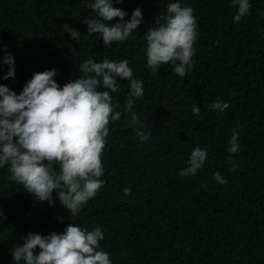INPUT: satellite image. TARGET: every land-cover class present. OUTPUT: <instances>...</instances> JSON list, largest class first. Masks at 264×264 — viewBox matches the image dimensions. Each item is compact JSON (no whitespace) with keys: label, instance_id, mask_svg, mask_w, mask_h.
Here are the masks:
<instances>
[{"label":"trees","instance_id":"1","mask_svg":"<svg viewBox=\"0 0 264 264\" xmlns=\"http://www.w3.org/2000/svg\"><path fill=\"white\" fill-rule=\"evenodd\" d=\"M90 2L0 0V85L19 94L33 73L55 68L54 79L63 86L83 75L77 67L87 59L127 60L144 89L132 112L152 135L141 142L133 126H125L132 115L125 110L130 81L117 77L119 91L111 95L122 115L108 126L104 186L78 214L71 217L55 192L53 206L39 202L8 180V166L0 168V264H12L10 250L29 232L62 233L69 223L89 231L100 227V250L112 264H264V0H249L250 13L239 23L232 0H113L128 13L125 20L141 8L144 22L111 46L88 35L83 20L96 18L85 6ZM175 2L191 7L197 19L194 66L185 77L171 63L157 72L147 67L144 34ZM65 24L81 34L79 42L63 31ZM4 46L15 59L14 79H3L9 70ZM217 98L229 104L223 113L210 108ZM193 103L201 109L199 119ZM233 130L236 154L227 151ZM197 147L208 153L203 168L181 177ZM216 172L226 184L213 178ZM124 187L131 195L123 194ZM220 205L222 215L214 213Z\"/></svg>","mask_w":264,"mask_h":264},{"label":"clouds","instance_id":"2","mask_svg":"<svg viewBox=\"0 0 264 264\" xmlns=\"http://www.w3.org/2000/svg\"><path fill=\"white\" fill-rule=\"evenodd\" d=\"M117 4L124 0H115ZM238 5L234 22L239 23L250 13L249 0H232ZM96 18L83 23L88 35H99L105 46L126 41L144 22L141 8H136L130 20L124 10L114 7L113 0H93L87 3ZM167 14L155 17V26L144 34L147 42V67L153 72L171 63L175 74L185 77L194 66V44L197 40V19L191 7L175 2L167 5ZM118 23H113L115 20ZM63 31L79 42L77 29L63 25ZM134 38V37H133ZM3 63L9 66L3 79H14L15 59L7 51ZM80 75L61 86L54 77L55 68L33 73L23 90L17 94L0 85V168L8 166V180L21 185L39 202L55 204L56 193L60 204L71 217L93 199L104 186L102 156L109 136L110 121H119L122 113L114 109L111 93L119 91L117 77L130 81V93L125 110L131 112L133 132L141 141H147L152 133L145 131L139 117L132 112L135 101L144 96L143 81L134 78L127 60L102 62L87 59L77 67ZM107 89V91L101 90ZM228 103L219 98L210 105L211 110L223 113ZM193 115L200 118L201 109L192 105ZM239 135L233 130L227 151L236 154L240 150ZM208 153L197 147L189 157V166L179 172L181 177L195 176L202 169ZM235 171L237 162L233 155L228 161ZM58 168V170H57ZM219 184L227 181L219 172L213 174ZM206 188V185H202ZM131 188L124 187L125 196ZM224 203V211L232 215ZM220 213L221 205L214 213ZM213 213V214H214ZM2 216V212H0ZM233 217L231 216L230 219ZM62 221V218H60ZM59 228L49 231L29 232L22 243L13 245L10 262L13 264H112L107 252L100 250L104 234L100 227L91 231L69 223L64 232ZM38 250V251H37Z\"/></svg>","mask_w":264,"mask_h":264}]
</instances>
